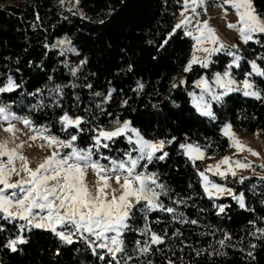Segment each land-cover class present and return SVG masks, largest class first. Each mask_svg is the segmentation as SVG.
Instances as JSON below:
<instances>
[{"label":"trees","instance_id":"16d2710c","mask_svg":"<svg viewBox=\"0 0 264 264\" xmlns=\"http://www.w3.org/2000/svg\"><path fill=\"white\" fill-rule=\"evenodd\" d=\"M217 2L221 0H208L210 7ZM182 3L0 0V87L9 77L17 85L11 92L0 93V103L30 120L32 128L46 127V135L60 139L77 135L74 146L79 149L94 144V129H108L125 120L144 138L166 142L162 152L168 155L150 163L141 161L147 168L137 171L156 174L157 183L164 186L158 202L174 211L145 212L137 205L122 236L120 264H264V233L258 231L264 230V178L256 174L209 177L233 194H243V208L231 195L209 198L200 183L201 162L189 160L180 147L195 143L210 156L227 152L230 142L222 132L226 123L264 139V77L251 76L261 99L234 92L212 104L214 119L196 112L189 93L196 90L197 78L225 71L230 56L219 53L209 68L193 64L184 71L193 40L183 28L173 33ZM252 5L264 19V0H252ZM256 37L257 41L241 48L243 60L234 70L238 78L251 72L252 59L264 70V34ZM60 39L70 42L67 57L55 46ZM69 63L77 65L75 74ZM65 113L83 119L82 131L62 130L60 117ZM106 143L109 146L101 147L99 153L93 148V158L104 164L109 161L101 155L120 160L134 147L125 136ZM22 223L8 222L0 214V264H116L106 250L96 249L93 254L87 240L79 236L68 244L45 229L30 227L21 232ZM145 228L150 232L144 234ZM151 233L163 242L151 244ZM17 235L26 242L13 252L5 244ZM146 241L149 251L140 253ZM100 255L105 259L100 260Z\"/></svg>","mask_w":264,"mask_h":264},{"label":"snow or ice","instance_id":"6c2138e0","mask_svg":"<svg viewBox=\"0 0 264 264\" xmlns=\"http://www.w3.org/2000/svg\"><path fill=\"white\" fill-rule=\"evenodd\" d=\"M205 0H183V10L181 16L183 19L177 23L173 28V33L177 29L184 28L185 35L191 37L195 43L193 45V55L189 60L187 66L184 68L185 72L191 70L193 64H201L202 67L207 68L209 63V56L212 53L219 52L227 48L219 37L216 35L208 21L199 20L198 8L203 7ZM230 7L237 16L236 23H228L229 29L235 30L239 38L248 43L253 40L256 33L264 34V20L256 15L255 9L252 6V0H221L220 6L224 9V14L227 15L228 9L224 6ZM190 10L191 16L185 13ZM195 24L189 30L188 25ZM173 33H170L171 36ZM61 45H67L70 42L60 41ZM167 43V40L164 41ZM211 44L213 47H205L204 45ZM163 47V45H161ZM233 48L236 45L232 46ZM75 51V49H71ZM197 52H203L206 55L203 59L196 55ZM233 56L232 64L223 74L217 73L212 83L223 91L217 93L213 87L209 85L208 80L201 78L196 82L198 87H201L202 93H207L211 96L213 101H220L221 98L231 91L241 90L236 87L237 82L232 79L229 69L233 65H238L240 56L228 51L227 53ZM85 61H81V64ZM251 72L245 75L242 81L243 95L261 99V93L255 90V86L250 82L249 77L253 74L259 77H264V70H262L255 61L250 62ZM73 69V74H75ZM184 83V81H181ZM17 85L11 77L8 78L7 83L0 87V93L11 92ZM91 87V85H89ZM143 88V85H138ZM176 87V85H173ZM59 91V89H57ZM100 95V93H97ZM193 95V93H189ZM111 96V91L108 93V98ZM125 103H127L125 101ZM194 104L202 115L212 116L210 105L204 101V96H194ZM11 120H19L26 127H31V121L27 118L18 117L10 111V106L0 103V121L8 122V127L5 128L7 132H14V126L10 123ZM81 117L72 118L67 113L60 117L62 130L67 132L69 128L80 129L83 123ZM117 127L108 131L103 128L94 129L96 135L93 137L94 144L87 149H78L74 146L77 140V135L71 134L67 139H60L53 135H46L48 129L32 128V131L37 135L30 136L29 139L35 141L37 138L42 139L44 143L40 145L41 148L48 147L54 149L50 155H47L43 160L33 169L29 167L27 157L19 154L16 149H8L6 143H0V157H7V162L0 161V214L2 218L8 222L23 221L19 225V230L22 232L25 228L35 227L45 229L55 234L61 241L71 244L73 237L79 236L81 239L87 240L89 247L92 248L93 254H96V249L106 250V253L112 257L116 264H120L117 260V254L124 251V241L122 236L125 231L129 229L127 223L133 214V210L137 205H142L141 211L151 212L156 209H162L169 213L174 211L169 207L164 209L163 205L158 202L159 196L164 192V186L157 183L155 173H148L145 171H137L138 167L147 168V164H141V161L147 160L149 163L154 159L163 160L168 153L162 152L165 141H149L142 137L136 129L130 127V122L125 120L122 124L117 121ZM231 126L226 125L223 132L229 136L232 146L236 147L238 151L247 150L252 155H258L251 149H247L241 142L235 139L234 133H231ZM128 136L129 144L134 147L127 153L125 157L116 160L101 155L102 159L109 161L105 166L99 160H94L93 148L96 153H99L101 147L107 148V143L103 141H111L116 137ZM134 138V139H133ZM175 138H173L174 140ZM172 141H167L171 143ZM23 143L16 147H23ZM31 146V145H29ZM180 147L185 150V155L189 159L203 158V153L198 146L192 144H181ZM64 149L71 151L63 153ZM136 153L133 156L132 153ZM162 152L160 156L156 153ZM20 160L21 167L19 169L15 166V161ZM239 168L247 169L251 167L250 164L242 161H231L229 157H224L215 166L214 175L225 177L228 173L235 176L232 170V165ZM222 165H228L225 171H221ZM213 166H210L203 172H199L202 181V186L209 198H212L213 191L216 193L227 192L236 199L243 208V194L239 196L233 195L231 189H227L219 184L212 183L206 176L207 171H211ZM88 169L96 176L95 191L89 188L86 182V175ZM24 173L25 176L16 182H11L12 175L20 176ZM115 179L117 188L112 187L110 180ZM244 178H241V182ZM122 180V182H121ZM160 191H156V189ZM11 190V191H9ZM117 192L119 194L117 195ZM224 206H220L219 211L223 212ZM195 223V221H192ZM0 231L3 227L0 226ZM264 233V230L258 229ZM144 234L150 232V229L145 228ZM87 234V235H85ZM225 239H228L226 236ZM26 241L22 235H17L15 238L7 240L5 247L11 249L13 252L17 250L18 244H23ZM151 244H160L162 239L155 233H151ZM140 244L139 241L136 242ZM221 246L224 245V240L220 241ZM140 253H147L149 251V243L146 241L143 246L139 247ZM251 255V253H249ZM100 260H104L105 256L100 255ZM128 259H132L128 257Z\"/></svg>","mask_w":264,"mask_h":264},{"label":"rangeland","instance_id":"374dc122","mask_svg":"<svg viewBox=\"0 0 264 264\" xmlns=\"http://www.w3.org/2000/svg\"><path fill=\"white\" fill-rule=\"evenodd\" d=\"M220 3L221 2H217L213 6L210 7L209 4H208V0H205L204 6L197 9V11L200 14L199 17H198L199 20H201V21H205V20L208 21L209 22V25L213 29H215L216 35L219 37L220 42H222L224 45L227 46L226 49L221 50L219 52L212 53L209 56V63H208V67L207 68H209V66H210L211 63H213L214 61H216V60H214V56H216L219 53H221V54H227L228 51H231V52H233L236 55H238V56L241 57V59L238 61V65H240L241 62H242V60H243V57L241 55V48L247 44V43H244L239 38V35H238V33L235 30L229 29L227 27L228 23H236L237 22V16L235 15V12L230 7H228L227 5H225L224 7L228 9L227 15H225L224 14V9L221 8ZM182 10H183V3H182V9L180 10V13H179V15L176 18L175 25L177 23H179L183 19V16H181V11ZM185 14L188 15V16H191L192 15L191 12H190V10L188 12H186ZM256 15H258V14L256 13ZM259 17L261 18V20H264L261 16H259ZM194 24H195V20L192 21V24L188 25L189 30H191V28H192V26ZM258 34H260V33H256L254 35L253 40H251V41H257L256 35H258ZM60 41H66V42H68V41H67V39H60V40H58L55 43V46H57L59 48V50L67 57L68 56V53L70 52V45L69 44H67L66 46L65 45H61L59 43ZM194 43H195V41L193 40V45H194ZM233 45H236V47L233 48L232 47ZM204 46L205 47H209V48L213 47V45H211V44H206ZM192 55H193V50H192V53H191V55H190V57L188 59V62L191 59ZM196 55L198 57H200L201 59H203L208 54L203 53V52H197ZM232 61H233V56H230V62H229V64H232ZM252 61H255V60L252 59V60L249 61V63L252 62ZM188 62H187V64H188ZM69 64L72 67V70L73 69L77 70V65H74V64H71V63H69ZM187 64H186V66H187ZM197 64H199V63H197ZM199 65H201V64H199ZM203 68H205V67H203ZM238 68H239V66L237 67L236 65H233L232 68L229 69V71H230V74H231L232 79H234L237 82L236 87H239L241 90H238V91L234 90V91L229 92L228 94L234 93V92L235 93H241V94H243L242 81L245 79V77L244 78H238L236 76L237 73L234 72V70L235 69H238ZM224 72L225 71H222V72L215 71V72H213L211 74V76H208L207 73H203L199 78H197L196 82L199 81L203 77L206 80H208L209 85L211 87H213L217 93H219V92H221L223 90L220 89V88H218L214 83H212V81L214 80V77H215V75L217 73L223 74ZM249 80H250V82H252L251 77H249ZM196 82H195V88H196V90L195 91H192L190 93H193L195 97H199V96L203 95L204 96V101L210 105V108H211V111H212V104L214 102L217 103V101H213L211 99V96L209 94L202 93L201 87H198L197 84H196ZM194 96L193 95H189V98H190V101H191V105L195 108L196 112H198L200 115H202L200 113V111H198L197 108L195 107V104H194ZM225 96H223L221 98V100ZM248 97H250V96H248ZM220 101H218V103ZM202 116H205V117L214 119V114L212 116H207V115H202ZM10 123L14 126V129H15L14 132H7V131H5V128L8 127V122L0 121V143H6L8 149H16V151L19 154H22L23 156L27 157L29 167H31V168L34 169L43 160V158L45 156H47V155H50L51 152L54 149L48 148V147L41 148L40 145L42 143H44V142L40 138H37L35 141L30 140L29 139L30 136L37 135L35 132L32 131V127H26L19 120H11ZM120 123L122 124V122H120ZM226 125H230V124L229 123L224 124L222 126V132H223V129L225 128ZM117 126L118 125L116 123L113 127L108 128V129H105V130L111 131V130H113ZM130 127H132L134 129H136L137 131H139L138 128L132 126L131 124H130ZM230 130H231V133H234L235 139L239 140L242 145L246 146L247 149H251L253 152L258 153V155H252L247 150L238 151L236 147L232 146V142L230 141L229 136H227L228 139H229V142H230V147H229V149H228L227 152H225L223 154H220V155H217V156H210V155L206 154L205 150L202 149V148H200L195 143H184V144H192L194 146H198L200 148L201 152L203 153V158H200V159H189V160H191V161H196V160L200 161L201 164H202V169H203L202 172L205 171L206 169H208L210 166H213V168H212L211 171H207L205 173L206 176L208 177V180L211 181L212 183H215V182H213L212 180H210L209 177L211 175H214L213 174V172L215 171L214 166L219 161H221L224 157H229L231 161H237V160H239V161L246 162V163H248V164L251 165V167H249L247 169H244V168L236 167L233 164L232 165V170L235 172V174H240V175L256 174V175L261 176V177L264 178V139H262L261 137H259L257 134H244V133H241L240 131H238L233 126H231V129ZM223 134H224V132H223ZM129 135H131V134L130 133H126L124 135L126 137L127 141H128V136ZM140 135H141V133H140ZM145 139L146 140H149V141H153V142L160 140V139H147V138H145ZM106 142L107 141H103L102 140V143H106ZM21 143H23L24 146L21 147V148H17L16 146L18 144H21ZM29 145H31V146H29ZM182 150H183V153L185 154V150L184 149H182ZM69 151H71V150L70 149H64L61 154L63 155V153H66V152H69ZM135 155H136V153H135ZM135 155H133V156H135ZM0 161H3V162L6 163L7 162V157H0ZM14 163H15V166H16L17 169H19L21 167V163L22 162L20 160H16ZM101 164H103L105 166L108 165V164H104V163H101ZM227 168H228V165H222L220 170L221 171H225ZM228 174H231V173H228ZM24 176H25L24 173H21L20 176L12 175L11 178H10V180H11V182H16V181L20 180L21 178H23ZM216 176H219V175H216ZM219 177H221V176H219ZM199 178H200V176H199ZM85 179H86V182H87L89 188L92 189V191L94 192L95 191L94 184H95L96 176L91 171V169H88L87 175H86V178ZM121 182H122V180H121ZM110 183L112 184V187H114V188H117L118 187L116 185V183H115V179L114 178L112 180H110ZM200 183H201V186H202L201 178H200ZM219 185H221V184H219ZM0 187H2V186H0ZM202 190H203L204 194L206 196H208V194L205 193L203 186H202ZM9 191H11V190H9ZM212 191H213V196L212 197H219V196H223V195H229L227 192H224V193H216L215 190H212ZM118 194H119V192H117V195ZM233 195L239 196L240 194H233ZM238 204L240 205L239 202H238Z\"/></svg>","mask_w":264,"mask_h":264}]
</instances>
